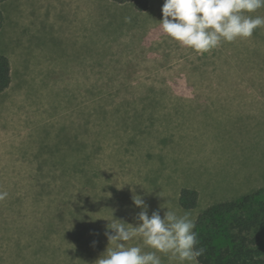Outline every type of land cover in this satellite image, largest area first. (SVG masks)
I'll return each instance as SVG.
<instances>
[{"label": "rangeland", "instance_id": "1", "mask_svg": "<svg viewBox=\"0 0 264 264\" xmlns=\"http://www.w3.org/2000/svg\"><path fill=\"white\" fill-rule=\"evenodd\" d=\"M163 4L98 0L75 17L73 0H0V53L15 45L27 62L0 92V264H96L111 219L140 223L133 195L149 216L194 221L217 201L264 198V28L200 55L163 32ZM183 188L198 190L195 208L180 206ZM74 209L98 224L75 227ZM253 236L264 246V227Z\"/></svg>", "mask_w": 264, "mask_h": 264}, {"label": "clouds", "instance_id": "2", "mask_svg": "<svg viewBox=\"0 0 264 264\" xmlns=\"http://www.w3.org/2000/svg\"><path fill=\"white\" fill-rule=\"evenodd\" d=\"M260 9H264V0H164L161 28L182 47L203 55L224 42L251 39L257 29L264 28V16L251 15ZM125 22L131 18L125 17ZM7 197L0 189V202ZM133 202L144 209L138 214L140 223L133 226L111 219L107 225L111 231L105 232L109 246L96 264H163L161 254L170 264H199L205 248L198 247L191 213L180 215L167 208L163 218L159 211L149 216L139 195H133Z\"/></svg>", "mask_w": 264, "mask_h": 264}, {"label": "trees", "instance_id": "3", "mask_svg": "<svg viewBox=\"0 0 264 264\" xmlns=\"http://www.w3.org/2000/svg\"><path fill=\"white\" fill-rule=\"evenodd\" d=\"M117 3L130 2L135 9L145 11L150 0H113ZM12 68L7 55L0 53V92L11 84ZM254 192L239 200H221L202 210L195 219L200 244L205 254L199 257V264H264V246L258 245V236L251 232L264 227V198L258 199ZM199 192L193 188H183L179 204L184 209H193L198 205ZM75 227L94 228L85 224L81 211L72 210ZM60 223L49 222V228L55 229ZM66 235V234H65ZM84 256L85 252H80Z\"/></svg>", "mask_w": 264, "mask_h": 264}, {"label": "crops", "instance_id": "4", "mask_svg": "<svg viewBox=\"0 0 264 264\" xmlns=\"http://www.w3.org/2000/svg\"><path fill=\"white\" fill-rule=\"evenodd\" d=\"M73 1H74V10L73 11H74L75 17H76V13H75L76 6H79V7L83 6L84 9L88 12L89 10H92V11L94 10V5H95L96 2H97L96 11L99 13L98 0H79L80 3L77 0H73ZM94 1H95V3H94ZM44 2L46 3V1H44ZM127 3H130V2H127ZM120 4H123V3H120ZM46 12H47V10L45 9L44 15L46 14ZM26 14L27 13L23 14V16H25ZM14 18H15V15H14ZM26 18L27 19L25 20L26 22H24V24H26L27 28H29V24L31 23V21H30V18L31 17H29V15H27ZM24 24H23V26H24ZM10 35L15 40V30L14 31H11ZM12 47H13L12 50H10V52H6L5 55H7L8 58L10 59L11 68H12L11 74H12V77H14L13 65H20V66H22L24 64L27 65V62H25V61L20 62L19 59L16 61V57H15V45H13ZM31 56H32V54H29V57H31ZM27 57H28V55H27ZM27 57H26V59H27ZM34 64H38V63H36L35 61H31L29 63V65H34ZM220 156H221V159H224V158H226L227 160L229 159V154L224 153V150H221L220 151Z\"/></svg>", "mask_w": 264, "mask_h": 264}]
</instances>
